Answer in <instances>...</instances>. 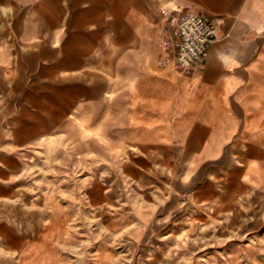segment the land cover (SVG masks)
<instances>
[{"label":"crops","instance_id":"crops-1","mask_svg":"<svg viewBox=\"0 0 264 264\" xmlns=\"http://www.w3.org/2000/svg\"><path fill=\"white\" fill-rule=\"evenodd\" d=\"M1 1L16 8L0 22L1 78H14V68L33 87L44 125L64 128L58 141L110 142L119 154L127 145L130 176L144 170L153 184L141 214L153 233L185 234L180 222L193 218L209 223L204 233L245 235L264 248V0ZM163 10L221 20L191 72L158 64ZM50 208L36 250L58 229ZM129 219L107 229L121 231ZM230 249L232 258L264 260L248 243Z\"/></svg>","mask_w":264,"mask_h":264},{"label":"rangeland","instance_id":"rangeland-1","mask_svg":"<svg viewBox=\"0 0 264 264\" xmlns=\"http://www.w3.org/2000/svg\"><path fill=\"white\" fill-rule=\"evenodd\" d=\"M15 12L12 2L0 0V22ZM13 70L14 78L2 79L0 67V264H17L21 249L35 244L51 203L58 212V229L47 237L45 248L59 264H92L100 243L111 252V264H264L240 254L232 258L230 249L248 243L252 250H262V243L245 235L204 233L209 231L205 220L180 222L185 234H164L166 228L153 233L151 218L141 216L153 184L144 170L138 178L130 176L127 145L121 144L119 154L110 142L83 147L58 141L64 128L44 125L49 121L32 109L33 87ZM76 128L99 138L96 130ZM121 215L130 217L128 223L121 231H109L108 222ZM134 228L138 234L126 233Z\"/></svg>","mask_w":264,"mask_h":264},{"label":"built area","instance_id":"built-area-1","mask_svg":"<svg viewBox=\"0 0 264 264\" xmlns=\"http://www.w3.org/2000/svg\"><path fill=\"white\" fill-rule=\"evenodd\" d=\"M162 14L167 35L160 41L163 56L158 64L191 72L196 61L205 57L221 20L203 11L170 13L163 10Z\"/></svg>","mask_w":264,"mask_h":264},{"label":"bare ground","instance_id":"bare-ground-1","mask_svg":"<svg viewBox=\"0 0 264 264\" xmlns=\"http://www.w3.org/2000/svg\"><path fill=\"white\" fill-rule=\"evenodd\" d=\"M45 238V234H41L36 244L41 245ZM39 254L41 257L38 258ZM111 259V252L107 250L104 243H100L94 252L92 264H111ZM17 264H59V262H56L54 253L48 247L40 251L39 248L34 249V245L29 243L19 252Z\"/></svg>","mask_w":264,"mask_h":264}]
</instances>
